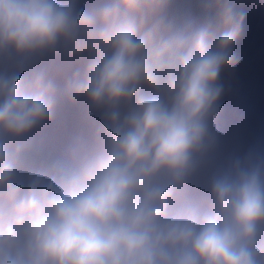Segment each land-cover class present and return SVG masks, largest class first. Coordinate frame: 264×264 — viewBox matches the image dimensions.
Here are the masks:
<instances>
[{
  "label": "clouds",
  "instance_id": "obj_1",
  "mask_svg": "<svg viewBox=\"0 0 264 264\" xmlns=\"http://www.w3.org/2000/svg\"><path fill=\"white\" fill-rule=\"evenodd\" d=\"M217 3L0 0V264H264V142L222 150L246 14Z\"/></svg>",
  "mask_w": 264,
  "mask_h": 264
},
{
  "label": "rangeland",
  "instance_id": "obj_2",
  "mask_svg": "<svg viewBox=\"0 0 264 264\" xmlns=\"http://www.w3.org/2000/svg\"><path fill=\"white\" fill-rule=\"evenodd\" d=\"M253 2L254 0H240L237 5V11L243 12V6L247 5L244 12L246 15L241 38L235 47L238 62L232 71L226 72L222 77L226 89L223 103H231L233 104L231 106L245 109L252 102L249 98H259L263 109L261 112L254 109L253 119L256 123L252 126L245 124L246 127L242 126L235 131L225 133L221 129L224 153L243 152L258 141L264 142V99L261 97L264 94V29H262L264 23L263 20L255 18L254 26L251 27L247 17V14H252L254 11L260 12L261 10L260 13L264 14V7L254 5ZM204 7L205 10L211 8L214 14L218 11L217 1L215 3L211 0H170L167 15L179 24L191 22L193 26H199L206 19V13L203 12ZM193 11H198V13ZM259 12H256L257 16ZM261 26L262 28L259 29ZM67 111L63 113L64 117L61 118V122L52 128L54 133L66 135L71 130ZM58 140H60L59 137ZM55 141L57 142L56 138Z\"/></svg>",
  "mask_w": 264,
  "mask_h": 264
},
{
  "label": "trees",
  "instance_id": "obj_3",
  "mask_svg": "<svg viewBox=\"0 0 264 264\" xmlns=\"http://www.w3.org/2000/svg\"><path fill=\"white\" fill-rule=\"evenodd\" d=\"M211 1L216 3L217 0H211ZM217 4H218V3H217ZM207 10H208V15H209V17H210V18H214L215 15H214L212 9H211V8H207ZM253 18H254V19L257 18V15H255ZM63 117H64V115L62 114L61 118H63ZM61 118H60V122H61ZM67 119L70 121L69 125H70V127H71L74 118H72L71 116L67 115ZM46 131H47V132H46L45 134H46L47 136L53 138L54 141H55V138H56V139H57V143H58V142L63 138V136H64L62 133H60V134H56V133H54V131H53L52 128H51V129H48V130H46ZM58 137L60 138V140H58Z\"/></svg>",
  "mask_w": 264,
  "mask_h": 264
},
{
  "label": "bare ground",
  "instance_id": "obj_4",
  "mask_svg": "<svg viewBox=\"0 0 264 264\" xmlns=\"http://www.w3.org/2000/svg\"><path fill=\"white\" fill-rule=\"evenodd\" d=\"M246 11V9L244 8V12ZM247 17L249 18V14H247Z\"/></svg>",
  "mask_w": 264,
  "mask_h": 264
},
{
  "label": "water",
  "instance_id": "obj_5",
  "mask_svg": "<svg viewBox=\"0 0 264 264\" xmlns=\"http://www.w3.org/2000/svg\"><path fill=\"white\" fill-rule=\"evenodd\" d=\"M253 4H254V5H257V3H255V0H254Z\"/></svg>",
  "mask_w": 264,
  "mask_h": 264
}]
</instances>
